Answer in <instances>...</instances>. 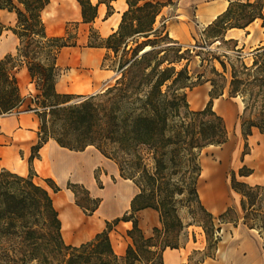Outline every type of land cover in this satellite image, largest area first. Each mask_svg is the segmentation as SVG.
<instances>
[{
  "label": "trees",
  "instance_id": "obj_1",
  "mask_svg": "<svg viewBox=\"0 0 264 264\" xmlns=\"http://www.w3.org/2000/svg\"><path fill=\"white\" fill-rule=\"evenodd\" d=\"M49 1L0 0V10L16 13L14 26H7L0 20V35L3 30L10 29L18 38L15 53L7 52L0 58V114L17 110L25 103L15 71L26 66L37 90L29 97L27 109L33 111L39 121L38 139L28 158V174L0 170V243L19 238L20 244H27L36 234L54 233L63 244L58 212L48 189L34 181L36 174L32 166L43 144L53 140L72 151L94 147L117 165L122 178L131 180L139 189L130 201V208L106 220L105 227L91 239L76 246L64 245L70 252L59 264H162L166 248L182 246L177 238L185 225L177 212L176 194L185 191L199 201L196 187L201 172L199 153L209 145L220 146L228 140L225 120L213 109V98L223 93L224 86L216 84L214 79H206L204 82L210 81L212 85L209 99L201 109H191L185 89L204 83L200 80L203 74H198L194 82L187 63L181 67L177 64L182 59L189 60L196 49H183L169 35L165 22L160 28L154 27L162 8L173 1L125 0L127 9L112 33L106 37L98 34V43L91 42V32L95 28L90 27L88 34L89 46H104L110 50L104 57L105 65L108 66L106 61L111 53L116 58V68L109 66L115 70L113 81L96 93L59 92L56 89L57 53L63 46L76 44L77 33L73 42L65 38H68V26L77 25V22H69L64 35L48 36L42 11ZM76 1L81 21L86 23L94 20L98 3L106 4L107 13L113 9V0ZM256 20H260L264 28V0H228L226 8L206 25L203 34L207 38L222 39L227 30L246 29ZM218 62L226 72V62L222 59ZM229 65L228 93L240 96L244 104L239 116L244 139L243 161L249 152L247 135L252 128L264 133V43L254 48L250 63L237 53L235 61ZM77 97L79 100L72 101ZM252 171L244 164L239 167L238 175H249ZM94 178L98 187H103L96 171ZM46 181L53 192L61 189L51 178ZM230 185L241 195L242 223L256 229L264 240V185L238 180L234 172ZM66 188L85 215H92L99 207L101 197L94 195L83 183L68 180ZM146 207L158 212L161 224L153 227L150 236L144 235L136 215ZM230 211H234V218L226 217ZM207 214L209 226L203 225V229L209 245L208 228L214 230L215 224L212 213ZM218 220L220 224L236 225L235 208L228 206L218 214ZM121 221L131 222L126 230L130 241L124 254L118 255L109 233ZM220 229V226L216 228L218 232ZM219 240L220 235L213 239L215 252ZM215 252H205L197 264L206 257H214Z\"/></svg>",
  "mask_w": 264,
  "mask_h": 264
},
{
  "label": "crops",
  "instance_id": "obj_2",
  "mask_svg": "<svg viewBox=\"0 0 264 264\" xmlns=\"http://www.w3.org/2000/svg\"><path fill=\"white\" fill-rule=\"evenodd\" d=\"M92 1L96 2V0ZM179 1L180 0H177V7L174 12L175 17L181 15L177 14L180 9ZM111 4L113 7L112 12L107 13L106 4L102 2L98 3L96 16L90 23L81 21V10L76 0H50L43 9L42 19L45 24V32L48 36L64 35L67 24L69 22H77L76 44L63 46L57 53L56 64L59 68V75L56 81V89L59 92L74 94L96 93L104 89L113 81L115 72L112 68L105 65L103 61L104 57L110 53V50L104 46H89L87 44L90 27L95 28L101 37L108 36L118 27L122 12L127 9V3L125 0H113ZM205 4L206 5L200 9L201 13L199 12L198 14V21L203 24H206L204 18L208 15L209 10L218 4V2L217 0H210ZM168 10V7L165 5L159 13V16L167 14L166 12ZM46 19L50 22L52 33H47ZM0 20L7 26H14L16 23V13L7 9H1ZM171 20V18L166 19V29L169 35L171 34V30H174L176 35L170 36L174 38H182L186 34V31L189 33V28L185 30L183 25H180L182 22H175L170 25ZM231 29L235 30V32H237L236 30H241V32L245 30L241 28ZM229 30H227V32H229ZM245 33L246 35L250 34L249 31H246ZM17 44V36L10 29L3 30L0 35V58L7 52L15 53ZM15 75L19 91L21 95L26 98V101L17 110L6 114H0V170L5 168L20 175H26L29 171L28 158L31 153V147L38 139L37 131L39 125L36 114L27 109V103L29 102V97L36 94L37 90L34 83L31 81L26 66L19 67V69L15 71ZM209 89L210 87H208L207 90L199 89L200 92L197 95L198 97L195 101L196 105L193 107L194 109H201L205 106L209 99ZM236 98L237 97L234 96L228 98H223L222 96L215 97L213 98V109L224 118L228 134L230 129H233L236 124L237 132L242 136L241 128H238L237 123L243 106L242 101H239ZM242 140L244 142L243 137ZM53 142L55 141L48 140L43 144L38 151L39 157L34 158L32 166L36 174L35 177L37 174H41L37 170V167L43 160V151ZM229 142L230 139L225 143ZM247 144L249 146V152L245 154L243 162L248 161V157L252 155L254 150L260 153V160L264 161V133L259 132L257 128L253 127L251 133L247 135ZM86 149L87 148H85L83 152H85ZM101 156L102 163L96 164L92 167L102 168L98 175L103 187H98L94 175L91 177L85 175V177L82 178H79L76 174L74 175L77 179L85 182L87 188H89L91 192L94 191L95 195L101 197L102 200L100 205L105 202V198L102 197V192L109 191L111 193L112 196L108 200L109 209L107 212L109 215L107 213L106 216L101 217L102 222L99 224V227L95 229L89 237L79 241L77 244L91 239L97 232H100L105 227V218L116 215L130 208V202L125 208H114V203L118 200V192H120L122 186L126 187V190L133 191L130 201L139 191L138 187L131 180L124 179L119 175L118 167L112 160L103 155ZM66 168L64 162L59 163L58 161H52L50 165L42 166L44 171L42 175L50 176V178L58 180L57 175L62 172L61 174L66 178L67 173L69 172V169ZM252 176L253 173L242 176L237 175V178L238 180L250 184L252 183L250 181ZM83 178H87L92 184L87 183ZM59 191L62 190L60 189ZM230 204V202L226 201L224 195H222V197L217 198L216 202L213 204L215 211H209L212 214H220L225 211ZM233 206L237 212L238 223L236 225L231 222L221 224L223 226H221L220 229V240L217 243L215 256L204 258L200 264H264V246L262 238L255 229L249 228L241 222L242 212L240 204L238 205L235 201ZM72 208L74 216H84L85 222L87 223L95 222L90 215H85L74 202ZM57 212L59 217V211L57 210ZM136 215L138 226L141 228L145 236L153 234L154 226H161L158 212L153 208L146 207L140 209L136 212ZM59 219L62 224V219L60 217ZM117 227L118 230H112L109 233V236L115 253L123 255L127 243L130 241L126 235V230L131 227V222L121 221L118 223ZM227 233L229 234V237H227ZM205 245V237L202 238V236L199 235L197 240H188L179 248H166L162 253V264H186L189 261V256L192 251L203 250Z\"/></svg>",
  "mask_w": 264,
  "mask_h": 264
},
{
  "label": "rangeland",
  "instance_id": "obj_3",
  "mask_svg": "<svg viewBox=\"0 0 264 264\" xmlns=\"http://www.w3.org/2000/svg\"><path fill=\"white\" fill-rule=\"evenodd\" d=\"M172 1L173 3H169L166 5L169 9L166 12L167 14H162L160 16L158 15L156 17L154 27L160 28L163 22H165V24L167 25L166 19L168 18L172 19L170 25L174 24L175 22L178 23L182 22V24L180 23V25H183L185 30L189 28V33L186 31V34L182 38H174V37L172 38L176 39L182 45L183 49L185 48L196 49L192 52V55L189 57V60L182 59V61L179 64H177V66L181 67L187 63V70L189 74L192 76V81L196 82L198 80L197 75L203 74V77L200 78L201 81L204 82L208 78L214 79L216 81V84L224 86L223 93L220 96H222L223 98L230 97L228 93L229 80H230L229 63H231V61L233 62L235 61V56L237 53H240L242 55L246 63L251 62L254 48L264 43V28L260 27V20H257L255 23L251 24L247 29H245L236 37H233L232 33L226 32L224 38L222 39L207 38L203 34L206 24L200 23L198 21V14L200 12V9L204 5H206L205 3L210 0H180L179 1L180 9L178 10L177 14L178 15L181 14V15L178 17L174 16V12L177 7L176 6L177 0H172ZM224 1L226 0H217L218 3H222ZM76 26L77 25H75L74 23L68 26V31H69L68 38H65V40L69 43L74 41L75 33H77ZM246 31H249L250 34L246 35L245 33ZM91 42L92 43L99 42V36L95 29H93L91 32ZM218 59H222L226 62L228 69L226 72L222 71ZM106 64H108V66L112 67L113 69L116 68L117 61L116 58L112 56V53L110 54L109 59L106 61ZM113 71L115 72V70ZM214 71H217L218 73L223 75V78L221 75L215 73ZM208 87H210V89L212 87L210 81L194 86L191 89L186 88L185 89L186 97L187 94H190V92L192 91H195L197 89L207 90ZM236 97H237L236 99L242 101L240 96H236ZM74 100H79V98L78 97L74 98L72 101ZM243 105L244 104L242 101V106ZM189 107L191 109H194L190 105V103H189ZM242 112H243V107H242ZM242 112L240 113V115L242 114ZM240 122L241 120L239 119L237 123L238 128L240 127ZM235 127L233 129H230V132L228 134V140L229 139L236 140L237 148L236 147L233 148L232 153L227 155L225 159H223V155H225V149L228 143H224L220 146H207L201 149L198 156V161L200 166H201V160L206 159L211 164L219 166L220 168L223 169V177L226 184V188L223 191V195L224 198H226V201L231 203L230 206H232L233 208H235L233 206V203H235V201L238 203V205L240 204L241 195L235 192L231 188L230 181H231L232 172H234L236 179H238L237 178L238 169L239 167L245 164L249 168H252L253 176L259 178L258 181L252 182L250 183V185H255V184L264 185V163L259 162L258 164L260 166L257 169L255 165L250 164L248 161L247 162L241 161V154L244 149V142L242 140V136L237 132L236 124ZM85 151L91 153L92 151H94V148L88 147ZM76 169L78 168L75 167L74 169H70L69 172L67 173V177L63 180H55L53 178L51 179L61 187V190L63 192H66L65 188L68 180L73 182H80L86 186L85 182L75 177L74 174ZM101 170L102 168L100 167L87 168L84 174L91 177L92 175H94V171H96V173L98 174ZM46 178H50V176L37 174V176L34 177V180L42 184L43 186H46L49 190L52 191L51 187L48 185L46 181ZM92 193L95 195L94 191H92ZM108 196L110 199V197L112 196L111 193H109ZM72 199L74 202L73 197ZM175 205L177 208L178 215L180 216L181 220L185 225V228L179 233L177 238L179 244L184 245L185 242L188 240L189 241L197 240L199 235L202 236V238L205 237V242H206V236L203 229V225L205 227L209 226V219L207 213L210 211L202 203L201 199L199 198L198 201L197 199L193 198L192 195L184 191L182 193L176 194ZM124 212L125 211H122L116 215L109 216L105 218V221L111 220L116 216H120ZM212 215L214 216L215 229L212 230L208 228L210 233V244L207 245L206 242L205 248L203 250H193L192 253L190 254V260L186 264H197L198 261L205 256L204 254L205 252L210 254L215 252V243L213 242V239L215 236L219 235L220 233L216 230V228L218 226L221 227L223 225L219 223L218 214H212ZM226 217L234 218L235 217L234 211H230L226 215ZM242 221L243 218L241 219V222ZM114 230L117 231L118 227L116 226ZM224 230H225V226H224ZM227 237H229L228 233H227ZM64 245L76 246L79 244H70L65 242L64 240L62 244L57 239V236L54 233H49L43 236H40V234H36L29 241H27V244H24V242L20 244L19 238H17L15 241L12 242L2 241L0 243V264H50V262L53 264L63 263V259H66L67 255L70 252L69 248L63 247ZM263 246H264V240H263ZM24 252H28L30 253V255H25ZM45 256L47 259L45 258Z\"/></svg>",
  "mask_w": 264,
  "mask_h": 264
},
{
  "label": "bare ground",
  "instance_id": "obj_4",
  "mask_svg": "<svg viewBox=\"0 0 264 264\" xmlns=\"http://www.w3.org/2000/svg\"><path fill=\"white\" fill-rule=\"evenodd\" d=\"M227 0L218 3L213 6L210 10L208 15L204 18V21L207 24L213 21L215 17L221 13L227 6ZM201 13V12H200ZM46 26H47V33H52V27L50 26V22L46 19ZM234 31V32H232ZM230 29L229 32L232 33L233 37L239 35L241 30ZM170 35H176L174 30H171ZM172 37V36H171ZM4 48V47H3ZM200 92L199 89L190 92L187 94V101L190 103L192 107H195L197 95ZM217 109V108H216ZM227 127V126H226ZM214 146V145H209ZM92 147V146H89ZM236 147V140L231 139L225 149V155H223V159L227 157V155L232 153L233 148ZM88 148V147H87ZM94 148V147H93ZM43 160L39 163L37 170L42 174L44 173L42 166L50 165L52 161L64 162V165L67 167L66 169H74L77 167L78 169L75 170V174L79 177H85V170L87 168H91L96 164L102 163V156L98 150L94 148V151L88 153L87 151H72L66 149L64 147H60L58 144L53 142L49 146L45 148L42 153ZM248 162L250 164L255 165L257 169L259 168V162L264 163V161L260 160V153L254 150L252 155L248 157ZM60 172L57 175L58 180H63L65 177ZM87 183H90L87 178H83ZM259 178L252 176L250 179L251 182L258 181ZM35 181V180H34ZM36 182V181H35ZM38 183V182H36ZM40 184V183H38ZM92 184V183H90ZM42 185V184H40ZM46 187V186H44ZM47 188V187H46ZM226 188V184L223 177V169L219 166L213 165L208 162L206 159L201 160V172L197 180V191L199 194V198L201 199L202 203L208 208L210 211H215V207L213 204L216 202V199L222 197L223 191ZM48 189V188H47ZM66 192L59 191L57 193L48 189L54 207L59 211V217L62 219L61 224V235L65 242L67 243H79V241L89 237L95 229L99 227V224L102 222L101 217L107 215L108 207V200H109V191L102 192L103 197L105 198V202L101 204L92 215H90L95 222L87 223L85 222L84 216L79 215V217L74 216L72 213L73 207V199H72V192L65 188ZM118 200L114 203V208H125L129 202L130 198L133 195L132 190H126V187L122 186L120 188V192ZM113 213V212H112ZM109 215V213H108Z\"/></svg>",
  "mask_w": 264,
  "mask_h": 264
},
{
  "label": "water",
  "instance_id": "obj_5",
  "mask_svg": "<svg viewBox=\"0 0 264 264\" xmlns=\"http://www.w3.org/2000/svg\"><path fill=\"white\" fill-rule=\"evenodd\" d=\"M147 49V48H146Z\"/></svg>",
  "mask_w": 264,
  "mask_h": 264
}]
</instances>
